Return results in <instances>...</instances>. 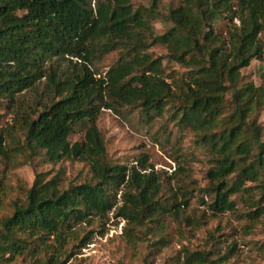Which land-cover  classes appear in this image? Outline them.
<instances>
[{"label": "trees", "instance_id": "16d2710c", "mask_svg": "<svg viewBox=\"0 0 264 264\" xmlns=\"http://www.w3.org/2000/svg\"><path fill=\"white\" fill-rule=\"evenodd\" d=\"M160 1L135 7L131 0H0V106H14L43 76L52 91L45 102L24 104L19 129L2 127L0 112V154L16 164L37 155L53 163L79 160L85 169L81 180L67 185L63 169L49 178L37 173L32 185L18 180V192L5 196L0 213V264L45 249L52 251L48 264H66L48 238L61 243L77 224L112 211L127 219L121 237L134 249L152 233L159 236L149 248L168 245L174 217L199 224L186 213L190 197L161 199L160 176L147 153L131 166L110 157L97 124L102 107L138 106L147 120L170 111L177 124L197 133L214 161L212 197L202 198L210 213L239 212L233 195L246 206L241 216L264 213V140L256 117L264 109V76L259 85H239L241 69L264 59V0H181L165 16L172 25L157 33ZM221 16L231 21L226 35L215 27ZM152 43L166 45L173 60L191 69L166 72L162 57L148 51ZM117 48L118 61L97 76L93 59ZM54 58L68 59L72 68H55ZM228 92L233 110L225 113ZM81 123L87 124L84 138L72 142ZM180 252L181 264L230 257L186 244ZM152 253L143 256L145 264H153Z\"/></svg>", "mask_w": 264, "mask_h": 264}, {"label": "rangeland", "instance_id": "374dc122", "mask_svg": "<svg viewBox=\"0 0 264 264\" xmlns=\"http://www.w3.org/2000/svg\"><path fill=\"white\" fill-rule=\"evenodd\" d=\"M135 7L139 5L151 6L152 0H131ZM181 0H161L157 10L161 13L153 23L157 33H163L172 25V21L165 16L170 8L178 5ZM235 23H240L236 18ZM231 25L228 17L221 16L215 23L218 32L226 35L227 27ZM148 51L154 56L162 57L166 72L182 75L191 67L173 60L166 45L162 43L150 44ZM121 54L120 49H114L96 56L91 67L97 76L106 75L108 69L114 65ZM54 67L60 70L72 68L66 58L52 59ZM51 63V61H50ZM242 79L239 85L252 81L259 85L263 82L264 59L253 58L249 65L241 69ZM186 75V74H185ZM48 77L43 76L33 88L27 89L17 96L15 105L0 106L3 113L1 126L10 130L11 127L20 128V111L28 104H35L40 99L45 102L51 94ZM231 92L227 93L225 113L233 110L229 101ZM140 107L122 106L118 111L102 107L98 114L97 124L104 133L110 157L119 162L133 165L138 163L142 153L149 155V162L160 176L162 189L161 199L166 201H181L190 197V205L186 213L199 217V224L188 226L186 220L173 218L167 233L170 243L159 247L149 248L148 243L158 238L159 234H149L136 249L127 247L121 235L128 225L124 217L116 216L114 211L106 217H94L91 221H84L63 234V240L58 243L52 236L48 243L56 246V253L60 259L68 258L66 264H145L143 256L153 249V264H181L177 256L181 254L183 244L193 248L212 249L215 256L228 253L230 256L220 264H264V213L257 217L240 215L244 201L239 195H233L240 208L239 212H225L212 215L203 204L202 198L209 200L212 194L209 190L211 180L209 168L214 161L209 150L197 142V133L189 126H180L171 118V112L165 111L147 120ZM261 125L264 140V109L256 114ZM87 124L81 123L70 135V140H82ZM84 163L79 160L47 161L44 156L37 155L24 164L8 161L0 154V213L5 204V196L13 191L18 192L20 182L32 185L37 173L46 172L47 178L63 169L64 183L81 180L85 175ZM253 183L251 181L248 182ZM255 208V207H254ZM249 209V207H248ZM205 211V213H204ZM51 250L46 249L28 258L11 259L10 264H48ZM135 254V255H134ZM10 255V254H8Z\"/></svg>", "mask_w": 264, "mask_h": 264}]
</instances>
